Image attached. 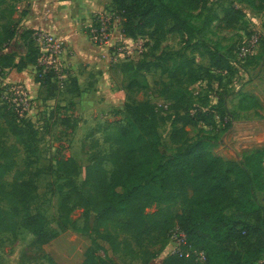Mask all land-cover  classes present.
I'll return each instance as SVG.
<instances>
[{
  "label": "rangeland",
  "instance_id": "1",
  "mask_svg": "<svg viewBox=\"0 0 264 264\" xmlns=\"http://www.w3.org/2000/svg\"><path fill=\"white\" fill-rule=\"evenodd\" d=\"M258 4L204 0L191 14L192 33L173 30L170 22L164 34L147 27L134 43L114 40L108 53L128 47L125 58L91 61L81 81L74 75L64 88L54 82L37 81L34 87L7 82L0 70V183L10 193L0 195V218L10 215L17 223L15 231L0 230V264H82L88 255L97 264H163L173 255L183 198L149 204L101 225V213L92 206H73L79 201L74 191L95 201L96 169L108 174L115 169V139L130 127L127 104L156 108L158 133L170 154L178 148L171 140L174 126L188 119L182 143L201 141L217 156L237 162L264 151V8ZM229 6L242 9L245 18L234 29H222L219 19ZM24 8V0H0V30L21 32ZM20 35L3 49L17 55L13 70L30 61L25 68L36 75L33 41ZM253 35L258 44L243 56ZM17 84L30 97L24 111L9 94ZM69 158L78 163L71 179L59 166ZM257 200L264 205V190L257 191ZM24 214L39 216L47 231L43 238L22 225Z\"/></svg>",
  "mask_w": 264,
  "mask_h": 264
},
{
  "label": "trees",
  "instance_id": "2",
  "mask_svg": "<svg viewBox=\"0 0 264 264\" xmlns=\"http://www.w3.org/2000/svg\"><path fill=\"white\" fill-rule=\"evenodd\" d=\"M203 2L112 0L111 6L122 19V33L137 38L144 36L147 27L164 34L170 22L174 23L173 30L192 33L196 26L191 22V14L199 10ZM257 7L264 8V0H259ZM244 18L242 9L229 6L219 19L220 28L234 29ZM16 35V28L0 30L2 72L19 63L15 62V53L3 49ZM32 48L36 53L34 45ZM36 81L53 84L50 76L40 77L38 73ZM126 111L130 127L121 129L115 139L118 148L111 157L115 169L108 174L99 166L92 182L96 189L95 201L74 191L79 201L73 206H92L95 212L101 213L102 225L107 219L117 220L139 213L149 204L183 198V206L176 216L178 225L195 247L205 251L204 264H264V205L257 200V191L264 190V151L244 154L237 162L217 156L201 141L182 143L185 126L192 121L188 119L183 120L182 127L174 126L171 140L178 148L170 154L158 133L159 117L153 105L127 104ZM59 166L70 179L78 171V163L72 158L59 161ZM9 194L0 183V195ZM234 205L238 210L228 212ZM21 223L38 238H43L47 232L37 214H24ZM16 227L10 215L0 218V230L15 231ZM82 264L97 263L88 255ZM163 264L197 263L171 255Z\"/></svg>",
  "mask_w": 264,
  "mask_h": 264
},
{
  "label": "crops",
  "instance_id": "3",
  "mask_svg": "<svg viewBox=\"0 0 264 264\" xmlns=\"http://www.w3.org/2000/svg\"><path fill=\"white\" fill-rule=\"evenodd\" d=\"M111 3L112 0H24L22 28L21 32L16 28V37L21 34L20 40L27 41L35 29H43L61 37L67 44V57L80 82L84 72L92 69L91 61L107 63L110 60L109 46H96L85 31L92 24L94 13ZM15 59L18 62L16 53ZM28 64H24L22 70L5 68L6 81L20 80L34 87L37 84L36 75L30 74L29 69L25 68Z\"/></svg>",
  "mask_w": 264,
  "mask_h": 264
},
{
  "label": "built area",
  "instance_id": "4",
  "mask_svg": "<svg viewBox=\"0 0 264 264\" xmlns=\"http://www.w3.org/2000/svg\"><path fill=\"white\" fill-rule=\"evenodd\" d=\"M120 19V20H119ZM121 25V17L111 4L94 13L92 24L86 29L85 34L89 40L99 46H110L112 43L122 39L129 43H134L135 38L128 37L122 33L118 23ZM118 33V34H117ZM32 41L35 48L37 73L40 77L50 76L51 81L59 88L66 87L74 77L72 63L67 57V44L61 37L43 29H35L32 33ZM258 36L253 35L243 49V56H247L256 48ZM125 50L128 47H121L116 52H110V58H125L129 54ZM14 96L13 104L17 109L26 110L30 104L29 94L22 84H17L11 89ZM176 245L172 254L181 258L193 260L197 264H204L207 256L204 250H194V245L190 243L186 233L178 226L175 232Z\"/></svg>",
  "mask_w": 264,
  "mask_h": 264
}]
</instances>
